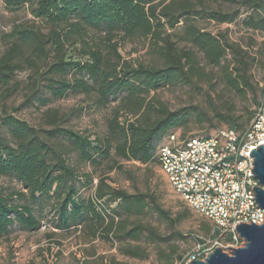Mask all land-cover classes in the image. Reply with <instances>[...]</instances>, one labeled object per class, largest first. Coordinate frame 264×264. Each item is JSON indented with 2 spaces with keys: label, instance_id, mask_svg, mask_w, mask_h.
<instances>
[{
  "label": "trees",
  "instance_id": "trees-1",
  "mask_svg": "<svg viewBox=\"0 0 264 264\" xmlns=\"http://www.w3.org/2000/svg\"><path fill=\"white\" fill-rule=\"evenodd\" d=\"M2 1L9 11L26 8L31 19L13 24L0 35L4 44L0 91L13 92L18 86L13 81L16 72L28 70L27 103L45 106L81 94L95 108H107L112 102L114 106L107 127L94 140L61 127L63 115L57 111H45L49 129H35L10 115L3 119L0 175L14 178L24 191L4 195L0 190V236L14 224L38 229L41 219L33 214V205L47 204L55 212L51 223L58 231L86 229L92 238L101 231L106 240L115 233L119 241H138L146 228L140 224L126 228L128 218L146 213L149 203L159 216L168 218V213L153 197L113 189L103 179L93 193L82 196L81 190L92 186V177L80 174L69 163L68 153L91 166L111 159V152L121 160L159 166L160 149L174 130L184 127L190 115L204 121V112L196 108L171 111L150 96L165 88L207 84L219 98L218 105L212 106L213 117L233 130H244L264 99V76L258 86L251 74L255 66L264 72V60L251 56L224 33L214 34L204 27L209 22L238 23L264 35V0H240L230 12L221 3L237 0ZM126 41H139L150 59H125L119 48ZM218 87L242 103L239 110L218 95ZM123 114L132 119L120 122ZM13 195L22 202L14 203ZM179 219L170 221L175 224ZM218 234L214 229V237ZM123 253L145 257L137 248ZM200 253L193 251L181 264L192 256L201 259Z\"/></svg>",
  "mask_w": 264,
  "mask_h": 264
},
{
  "label": "rangeland",
  "instance_id": "rangeland-1",
  "mask_svg": "<svg viewBox=\"0 0 264 264\" xmlns=\"http://www.w3.org/2000/svg\"><path fill=\"white\" fill-rule=\"evenodd\" d=\"M239 1L229 3L223 1L221 7L225 11H233L239 7ZM31 19L26 8L9 11L0 0V35L9 32L13 24ZM206 30L216 34L222 32L231 42H237L251 56L264 60V35L259 32L246 30L238 23L204 24ZM4 44L0 40V52ZM119 51L127 60L140 59L148 61L150 56L139 41H126L120 45ZM217 73V71H214ZM253 82L262 85L264 72L261 67L251 68ZM29 71L16 72L13 81L18 83L17 88L10 94L0 91V131L5 132L3 119L10 115L26 122L35 129H49L44 124L45 111H57L63 115L61 127L76 132L88 134L90 140L95 135L102 134L108 121L113 115L112 102L107 108H95L92 101L85 96L69 95L60 100L41 106L25 102V93L30 79ZM218 95L228 102H233L239 110L242 103L234 98L229 91L217 88ZM151 97L162 102L169 110L180 108H196L204 112V121L200 123L196 116L190 115L184 127L174 130L176 138L203 137L214 134L228 126L213 117L212 106L218 105L217 93L208 89L207 84H200L199 88L178 86L165 88ZM221 99V98H220ZM240 113V111L238 112ZM132 119L124 114L119 117L120 122ZM41 135L43 133L39 131ZM69 163L79 169V173H88L92 177V186L81 190V195L89 196L100 180L104 184L129 194L143 193L155 199L159 207L168 213V218L159 216L149 203L146 213L141 216H132L125 221V227L140 224L145 227L142 237L138 241L128 239L117 240L110 234L111 240L103 239L100 231L97 237L92 238L85 229L61 232L53 228L51 220L55 212L47 204L33 205V214L41 219V225L36 230H25L17 224L12 225L9 231L0 236V264H181L182 260L193 251L201 249L221 248L230 253L231 243L221 233L214 237L216 224L189 207L182 198L172 189L167 176L157 164H141L136 161H125L114 156L102 160L98 165L78 163L74 153L67 155ZM0 190L4 195L14 191H24L18 181L10 176L0 175ZM15 196L13 195V198ZM15 199V198H14ZM149 198L147 199V201ZM15 199L14 203H20ZM114 204H112L113 206ZM180 216L173 224L170 218ZM206 226L211 230L207 232ZM231 238V237H230ZM203 243H198L197 240ZM137 248L144 258L132 257L123 253L125 249Z\"/></svg>",
  "mask_w": 264,
  "mask_h": 264
},
{
  "label": "bare ground",
  "instance_id": "bare-ground-1",
  "mask_svg": "<svg viewBox=\"0 0 264 264\" xmlns=\"http://www.w3.org/2000/svg\"><path fill=\"white\" fill-rule=\"evenodd\" d=\"M260 127L261 131H264V118L260 120ZM230 145H232V138L224 130H221L209 136L185 139H178L172 134L160 149V160H163V165L159 166L167 176L172 189L189 207L212 221L218 212V202H224V195H217V200H214V195L209 189L219 186V179L213 169V163L217 170L228 169L229 158H225L222 146ZM246 162L247 155H236L239 171L248 170ZM230 175H238L237 166H230ZM253 175L252 171H248L247 179L251 185H258V181ZM172 177H177L178 180L188 179L186 182L187 197L180 194V188L172 183ZM231 184H235V190H242V182H238V176H231ZM231 200L232 204H241L242 193L233 191ZM255 206L256 204H249V213H256ZM259 210L261 215H264V208H259ZM213 222L216 224V221ZM263 222L264 220L257 225ZM236 224V218L233 215H226L223 220V231L231 239L238 238V234L235 232ZM185 264H189V259Z\"/></svg>",
  "mask_w": 264,
  "mask_h": 264
},
{
  "label": "built area",
  "instance_id": "built-area-1",
  "mask_svg": "<svg viewBox=\"0 0 264 264\" xmlns=\"http://www.w3.org/2000/svg\"><path fill=\"white\" fill-rule=\"evenodd\" d=\"M263 118L264 99L244 130L221 129L232 138V145L222 146L224 147L225 158H229V166L228 169L217 170V168H214L213 163V169L219 179V186H213V188L209 189L214 195V200H217V195H224V202H218V212L213 220L216 221V227L222 236H226L223 231V220L226 215H233L238 225L251 222L257 225L264 220V215H261L259 207H256V213H249V204H256L258 206L255 199H253L255 198V192L252 188L253 186H259V184L251 185L247 179V172L253 168V158L249 155V152L252 148L257 147L258 144L264 143V131H261L260 127V120ZM236 155H247V171H239V165L236 163ZM160 164L163 165V160H160ZM230 166L238 167V175H230ZM231 176H238V182H242V190H235V184H231ZM186 182H188V179L178 180L177 177H172V183L180 188V194L184 195V197H187ZM261 188L264 189V186ZM233 191H240L242 193L241 204H232L231 193ZM229 242L231 243L230 252L233 250L232 248H240L242 247V243H244L239 236L238 238L230 239ZM201 248L202 246H199L198 249L203 256L201 259L212 251ZM191 259L193 260L195 257L192 256L189 258V264Z\"/></svg>",
  "mask_w": 264,
  "mask_h": 264
},
{
  "label": "water",
  "instance_id": "water-1",
  "mask_svg": "<svg viewBox=\"0 0 264 264\" xmlns=\"http://www.w3.org/2000/svg\"><path fill=\"white\" fill-rule=\"evenodd\" d=\"M249 155L253 158V177L258 181L259 186H253L255 202L259 207L264 208V143L252 148ZM235 232L244 241L243 246L228 254L221 248H214L203 259H191L190 264H264V222L260 225L236 224Z\"/></svg>",
  "mask_w": 264,
  "mask_h": 264
}]
</instances>
